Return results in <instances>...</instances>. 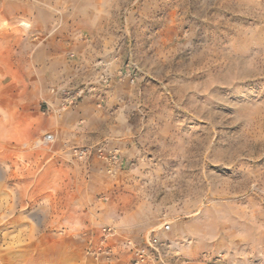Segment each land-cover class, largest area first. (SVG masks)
Instances as JSON below:
<instances>
[{
  "label": "rangeland",
  "instance_id": "obj_1",
  "mask_svg": "<svg viewBox=\"0 0 264 264\" xmlns=\"http://www.w3.org/2000/svg\"><path fill=\"white\" fill-rule=\"evenodd\" d=\"M154 232L162 264H264V0H0V264H130Z\"/></svg>",
  "mask_w": 264,
  "mask_h": 264
},
{
  "label": "built area",
  "instance_id": "obj_2",
  "mask_svg": "<svg viewBox=\"0 0 264 264\" xmlns=\"http://www.w3.org/2000/svg\"><path fill=\"white\" fill-rule=\"evenodd\" d=\"M109 77L101 78V82L108 84ZM43 141L47 143H51L54 141V134L45 133L42 137ZM100 147H94L90 145L84 146H72L69 151L71 155L79 160L85 159L92 152H96L97 154H101ZM170 226L168 223H164L162 225V230H169ZM112 229H103V232L106 236L112 235ZM164 257V243L161 241L157 235V233H152L148 235L145 239H143L142 243L135 245L133 247V257L131 259L130 264H162Z\"/></svg>",
  "mask_w": 264,
  "mask_h": 264
},
{
  "label": "crops",
  "instance_id": "obj_3",
  "mask_svg": "<svg viewBox=\"0 0 264 264\" xmlns=\"http://www.w3.org/2000/svg\"><path fill=\"white\" fill-rule=\"evenodd\" d=\"M86 20L90 21L92 24L90 30L91 40L88 43V49L92 53H104V52H113L117 47V43L112 42L110 39L111 35H113L110 30L113 28L108 24V19L103 17H97L92 14L89 17H86ZM117 30V29H115ZM114 36V35H113ZM93 64V62H92ZM94 64L96 68H100L103 64V60H95ZM161 237H165L163 233Z\"/></svg>",
  "mask_w": 264,
  "mask_h": 264
},
{
  "label": "bare ground",
  "instance_id": "obj_4",
  "mask_svg": "<svg viewBox=\"0 0 264 264\" xmlns=\"http://www.w3.org/2000/svg\"><path fill=\"white\" fill-rule=\"evenodd\" d=\"M19 21H20V20H19ZM20 25L23 26L25 30H26V28L29 29L30 26H31V25H30L28 22H26V21H20V22H19V26H20ZM62 109H63V108H62ZM66 111H67V110H66ZM67 113H68V112H66V114H67ZM64 114H65V112H64ZM57 118H58V117H57ZM57 118H56V119H57ZM54 119H55V117H54ZM56 119H55V120H56ZM163 233H164V232H163ZM159 236H160V235H159Z\"/></svg>",
  "mask_w": 264,
  "mask_h": 264
}]
</instances>
